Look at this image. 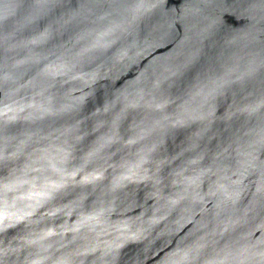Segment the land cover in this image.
Instances as JSON below:
<instances>
[{
    "label": "water",
    "instance_id": "obj_1",
    "mask_svg": "<svg viewBox=\"0 0 264 264\" xmlns=\"http://www.w3.org/2000/svg\"><path fill=\"white\" fill-rule=\"evenodd\" d=\"M0 12V264H264V0Z\"/></svg>",
    "mask_w": 264,
    "mask_h": 264
},
{
    "label": "snow or ice",
    "instance_id": "obj_2",
    "mask_svg": "<svg viewBox=\"0 0 264 264\" xmlns=\"http://www.w3.org/2000/svg\"><path fill=\"white\" fill-rule=\"evenodd\" d=\"M4 24V16L2 14V12H0V28L3 27ZM4 157L2 154H0V168H2L4 166ZM63 187V184H53L51 186V192L47 193L48 195H52L55 196L57 199H59L61 196H64V192L60 191V189ZM78 195V193L76 192H69L68 193V197L71 198L73 196ZM6 224H5V219L3 218V216H0V235L3 234V232L5 231L6 228ZM3 251V246L2 244H0V253H2ZM191 255V252L186 253L185 257L187 258V256Z\"/></svg>",
    "mask_w": 264,
    "mask_h": 264
}]
</instances>
